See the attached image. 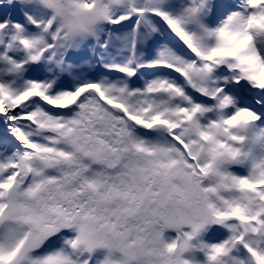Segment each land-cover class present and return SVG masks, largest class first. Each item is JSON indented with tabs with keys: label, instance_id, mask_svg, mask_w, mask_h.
<instances>
[{
	"label": "snow or ice",
	"instance_id": "1",
	"mask_svg": "<svg viewBox=\"0 0 264 264\" xmlns=\"http://www.w3.org/2000/svg\"><path fill=\"white\" fill-rule=\"evenodd\" d=\"M0 264H264V0H0Z\"/></svg>",
	"mask_w": 264,
	"mask_h": 264
}]
</instances>
